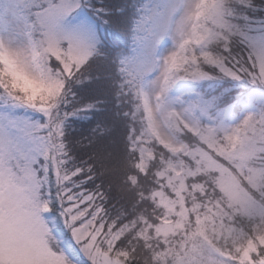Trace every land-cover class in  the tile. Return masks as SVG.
Wrapping results in <instances>:
<instances>
[{
    "label": "snow or ice",
    "instance_id": "snow-or-ice-1",
    "mask_svg": "<svg viewBox=\"0 0 264 264\" xmlns=\"http://www.w3.org/2000/svg\"><path fill=\"white\" fill-rule=\"evenodd\" d=\"M0 264H264V0H0Z\"/></svg>",
    "mask_w": 264,
    "mask_h": 264
}]
</instances>
